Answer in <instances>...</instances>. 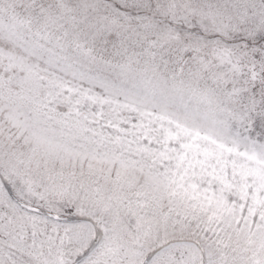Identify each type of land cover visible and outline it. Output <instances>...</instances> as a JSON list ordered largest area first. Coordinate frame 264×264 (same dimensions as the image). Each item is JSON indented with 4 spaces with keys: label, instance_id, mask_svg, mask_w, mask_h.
Wrapping results in <instances>:
<instances>
[{
    "label": "snow or ice",
    "instance_id": "1",
    "mask_svg": "<svg viewBox=\"0 0 264 264\" xmlns=\"http://www.w3.org/2000/svg\"><path fill=\"white\" fill-rule=\"evenodd\" d=\"M0 264H264V0H0Z\"/></svg>",
    "mask_w": 264,
    "mask_h": 264
}]
</instances>
